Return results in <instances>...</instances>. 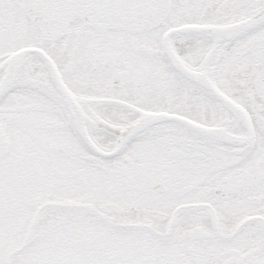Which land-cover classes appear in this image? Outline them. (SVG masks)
<instances>
[{
  "label": "snow or ice",
  "instance_id": "1",
  "mask_svg": "<svg viewBox=\"0 0 264 264\" xmlns=\"http://www.w3.org/2000/svg\"><path fill=\"white\" fill-rule=\"evenodd\" d=\"M0 264H264V0H0Z\"/></svg>",
  "mask_w": 264,
  "mask_h": 264
}]
</instances>
